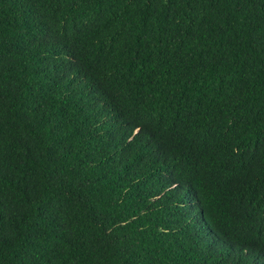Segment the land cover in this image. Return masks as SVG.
I'll return each mask as SVG.
<instances>
[{
	"label": "trees",
	"instance_id": "16d2710c",
	"mask_svg": "<svg viewBox=\"0 0 264 264\" xmlns=\"http://www.w3.org/2000/svg\"><path fill=\"white\" fill-rule=\"evenodd\" d=\"M0 264H264V0H0Z\"/></svg>",
	"mask_w": 264,
	"mask_h": 264
}]
</instances>
